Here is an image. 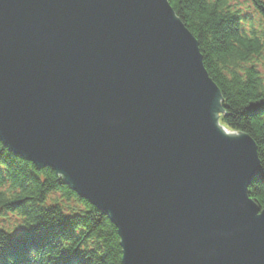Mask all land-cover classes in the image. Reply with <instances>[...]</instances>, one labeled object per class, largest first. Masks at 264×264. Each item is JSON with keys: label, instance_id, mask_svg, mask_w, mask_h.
Listing matches in <instances>:
<instances>
[{"label": "water", "instance_id": "water-1", "mask_svg": "<svg viewBox=\"0 0 264 264\" xmlns=\"http://www.w3.org/2000/svg\"><path fill=\"white\" fill-rule=\"evenodd\" d=\"M222 101L169 0H0V140L110 217L123 264H264Z\"/></svg>", "mask_w": 264, "mask_h": 264}, {"label": "trees", "instance_id": "trees-1", "mask_svg": "<svg viewBox=\"0 0 264 264\" xmlns=\"http://www.w3.org/2000/svg\"><path fill=\"white\" fill-rule=\"evenodd\" d=\"M199 42L205 67L223 96L219 120L249 134L258 146L261 173L250 197L264 209V76L255 61L264 33L228 0H169ZM264 21V0H252ZM0 212L24 229L0 227V264H123L121 240L110 217L82 198L54 169L38 167L0 140Z\"/></svg>", "mask_w": 264, "mask_h": 264}, {"label": "rangeland", "instance_id": "rangeland-1", "mask_svg": "<svg viewBox=\"0 0 264 264\" xmlns=\"http://www.w3.org/2000/svg\"><path fill=\"white\" fill-rule=\"evenodd\" d=\"M228 3L233 9L239 10L244 16H247V28H250V24H252L261 33H264V21L252 0H228ZM254 64L264 76V52ZM0 227L8 229L12 233H19L24 229L22 219L19 216L2 212H0Z\"/></svg>", "mask_w": 264, "mask_h": 264}]
</instances>
